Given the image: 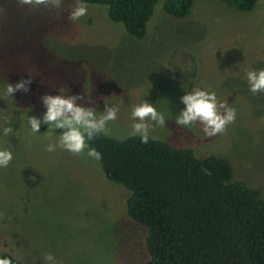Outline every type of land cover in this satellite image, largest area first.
Segmentation results:
<instances>
[{"label": "rangeland", "instance_id": "374dc122", "mask_svg": "<svg viewBox=\"0 0 264 264\" xmlns=\"http://www.w3.org/2000/svg\"><path fill=\"white\" fill-rule=\"evenodd\" d=\"M157 0L141 37L129 35L106 16V6L88 4L87 15L73 23L68 4L59 17L46 8L20 7L0 0V94L8 83L31 78L29 91L0 99L13 134L0 122V149L12 152L0 167V251L25 264H141L147 259L146 228L129 218V191L106 179L99 163L59 147L61 131L46 138L47 125L33 134L27 116L42 117L45 94L78 95V103L97 115L119 107L107 136H130L133 106L152 103L166 117L153 123L150 138L195 157L226 159L231 179L257 188L264 198V93L249 91L246 70L264 69V0L238 10L221 0H192L188 13L175 18ZM215 92L236 109L223 133L205 136L203 125L175 123L185 107L181 97L192 88Z\"/></svg>", "mask_w": 264, "mask_h": 264}, {"label": "trees", "instance_id": "16d2710c", "mask_svg": "<svg viewBox=\"0 0 264 264\" xmlns=\"http://www.w3.org/2000/svg\"><path fill=\"white\" fill-rule=\"evenodd\" d=\"M221 1L249 10L256 0ZM83 2L105 5L106 16L138 38L157 0ZM191 4L164 0L161 9L182 18ZM89 145L102 154L97 162L106 179L129 191L127 216L146 228L147 259L141 264H264V198L257 188L231 179L226 159L198 158L189 148L158 139L145 144L139 136L100 135ZM0 259L25 264L4 251Z\"/></svg>", "mask_w": 264, "mask_h": 264}, {"label": "clouds", "instance_id": "9594fccd", "mask_svg": "<svg viewBox=\"0 0 264 264\" xmlns=\"http://www.w3.org/2000/svg\"><path fill=\"white\" fill-rule=\"evenodd\" d=\"M20 7L28 6L33 10L46 8L49 11H55L59 17L64 8V0H17ZM67 19L73 23L79 21L87 15L88 4L83 0H74V3L68 4ZM246 79L249 85V91L254 95L264 93V69L246 70ZM31 78L24 79L15 84L8 83L6 89L0 94V99H12L17 91L27 93ZM84 99L83 96L58 94H45L42 96V104L46 111L42 117L27 116L26 123L30 126L33 134L40 132L42 123L46 124L47 136L51 141L55 129L62 131L58 136L57 143H49L46 151L53 152L59 147L73 155L85 154L86 157L93 158L96 161L102 159V154L95 148L90 147L89 142L95 140L100 135H109V122L115 121L119 112L117 105L108 106V99H105V109L100 115L94 108L87 107L85 104L78 103ZM185 107L177 115L175 123L183 127H191L196 123L203 125L205 136L212 137L223 133L227 126L236 120V109L228 106L224 102H219L215 92L192 88L181 98ZM133 123L130 126L129 135L139 136L142 143L147 144L150 139V132L153 123L161 128L166 127L165 115L158 111L152 103L144 101L133 106L131 111ZM0 122H2V134L7 137L13 134V127L9 115L0 113ZM13 159V154L7 149H0V167H7ZM46 264H57L56 258L52 253L44 254ZM0 264H11L9 259H0Z\"/></svg>", "mask_w": 264, "mask_h": 264}]
</instances>
